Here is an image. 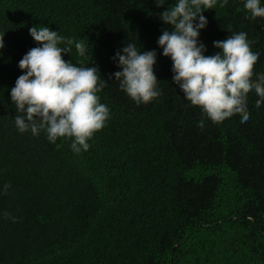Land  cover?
<instances>
[{"label": "trees", "instance_id": "obj_1", "mask_svg": "<svg viewBox=\"0 0 264 264\" xmlns=\"http://www.w3.org/2000/svg\"><path fill=\"white\" fill-rule=\"evenodd\" d=\"M176 2L0 0V264H264V103L255 107L252 91L247 122L216 125L185 99L157 43L172 30L160 13ZM222 2L202 13L198 42L214 55L213 42L245 32L259 53L255 79L264 18L253 19L246 0ZM41 26L88 41V56L72 45L63 58L107 81L98 96L110 118L87 151L15 125L10 92L19 61L40 46L29 29ZM130 43L156 52L161 94L139 106L113 75V57Z\"/></svg>", "mask_w": 264, "mask_h": 264}, {"label": "clouds", "instance_id": "obj_2", "mask_svg": "<svg viewBox=\"0 0 264 264\" xmlns=\"http://www.w3.org/2000/svg\"><path fill=\"white\" fill-rule=\"evenodd\" d=\"M165 2L153 0L157 7H164ZM216 3L217 0H177L160 13L161 21L172 30L163 31L157 43L162 55L172 62L173 83L192 106L199 107L216 125L234 115L245 123L250 119L248 94L254 91L259 97L255 107L264 103V74L253 79L259 53L252 51L247 34L238 32L213 42L219 50L216 54L204 55L205 46L198 42L200 31L207 25L202 13ZM226 4L227 0H223L220 7ZM244 8L253 19L264 18L261 0H246ZM29 35L40 46L31 48L18 64L24 74L10 92L19 113L14 118L15 125L19 132L30 130L33 136L43 131L53 144L60 138H70L74 153L87 151L88 141L110 118L109 108L100 103L98 96L107 81L97 67H79L63 56L71 52L72 45L80 57L88 56L90 44L83 39H66L44 26L30 28ZM3 39L4 34H0V49L4 47ZM121 51L113 57L121 69L113 74L120 89L138 106L150 103L161 94L154 72L156 52L141 53L131 43ZM198 127L203 129V119ZM9 187L4 185L5 192Z\"/></svg>", "mask_w": 264, "mask_h": 264}]
</instances>
